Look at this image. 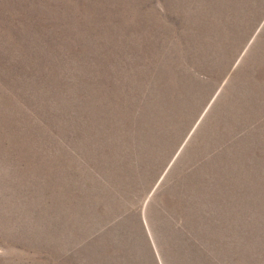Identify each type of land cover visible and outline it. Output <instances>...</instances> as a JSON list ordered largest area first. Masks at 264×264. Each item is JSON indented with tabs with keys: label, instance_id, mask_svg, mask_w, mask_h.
Here are the masks:
<instances>
[{
	"label": "rangeland",
	"instance_id": "1",
	"mask_svg": "<svg viewBox=\"0 0 264 264\" xmlns=\"http://www.w3.org/2000/svg\"><path fill=\"white\" fill-rule=\"evenodd\" d=\"M0 264H264V0H0Z\"/></svg>",
	"mask_w": 264,
	"mask_h": 264
}]
</instances>
